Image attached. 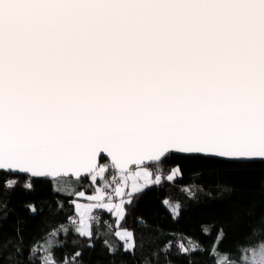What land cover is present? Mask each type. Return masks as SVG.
Instances as JSON below:
<instances>
[{
    "label": "snow or ice",
    "instance_id": "6c2138e0",
    "mask_svg": "<svg viewBox=\"0 0 264 264\" xmlns=\"http://www.w3.org/2000/svg\"><path fill=\"white\" fill-rule=\"evenodd\" d=\"M177 156L264 161V0H0V171L86 200L70 219L91 241L97 209L123 220ZM116 235L134 256L133 234ZM47 244L39 264H83ZM21 245L6 257L0 245V264H36ZM236 251L218 264H264V216Z\"/></svg>",
    "mask_w": 264,
    "mask_h": 264
},
{
    "label": "trees",
    "instance_id": "16d2710c",
    "mask_svg": "<svg viewBox=\"0 0 264 264\" xmlns=\"http://www.w3.org/2000/svg\"><path fill=\"white\" fill-rule=\"evenodd\" d=\"M177 166L179 173L169 180V169L175 170ZM152 171L155 176L162 172L159 183L133 195L132 203L125 205L126 214L120 223L113 213L96 210L94 215L99 213L101 219L93 224L91 241L79 237L71 223V219L77 218L72 201L86 200L54 191V186L45 181L0 172V205H6L0 207L3 255L6 257L22 239V248L39 249L36 264L45 254L43 249L48 247V241L53 242L51 251L57 261H62L65 253L80 249L83 264H108L112 259L110 247L126 264H144L146 259L150 264L237 261V242L264 216V163H226L177 156L163 169ZM112 175H108L109 181ZM6 181L14 182V186L6 188ZM29 183L30 188L26 187ZM96 186L86 183L79 190L93 194ZM28 205L36 211H30ZM125 230L135 238L134 256L124 253L123 242L116 235ZM221 230L223 239L218 235ZM73 240L78 243L73 244ZM56 242L63 247H56ZM87 243L93 247H86Z\"/></svg>",
    "mask_w": 264,
    "mask_h": 264
},
{
    "label": "rangeland",
    "instance_id": "374dc122",
    "mask_svg": "<svg viewBox=\"0 0 264 264\" xmlns=\"http://www.w3.org/2000/svg\"><path fill=\"white\" fill-rule=\"evenodd\" d=\"M152 171V170H151ZM153 172V171H152ZM160 172V171H159ZM159 172L156 174L157 176H159ZM162 173V172H161ZM153 176H155L154 175V173H153ZM161 176H159V178H160ZM154 183H152L150 186H152ZM150 186H148V187H146V188H144V190L143 191H145V190H147L148 188H150ZM101 187H102V185H101ZM106 191L108 192V189H106ZM128 191H130V188L128 189ZM109 194V193H108ZM137 194V193H136ZM125 198H127V197H125ZM119 201H120V197H116V198H113V202L114 203H119ZM78 203H81V204H83V203H86V201H83V202H78ZM126 205V204H125ZM125 207V206H124ZM101 210V209H100ZM125 210H126V208H125ZM101 211H104V212H107L106 210H101ZM113 215H114V213H113ZM114 217H115V215H114ZM116 218V217H115ZM116 220H117V222L118 223H120L122 220H118L117 218H116Z\"/></svg>",
    "mask_w": 264,
    "mask_h": 264
},
{
    "label": "water",
    "instance_id": "95a60500",
    "mask_svg": "<svg viewBox=\"0 0 264 264\" xmlns=\"http://www.w3.org/2000/svg\"><path fill=\"white\" fill-rule=\"evenodd\" d=\"M213 160H219V159H213ZM219 161H221V160H219ZM250 163H264V161L254 160V161H250V162H244L242 164H250ZM0 172H2V171H0ZM7 174H10V175H13V176H16V177H21V176L29 177L27 174H23V173H15V172H13V173H7ZM32 179H36V178H32ZM40 181H43V180H40Z\"/></svg>",
    "mask_w": 264,
    "mask_h": 264
},
{
    "label": "built area",
    "instance_id": "2783aa9c",
    "mask_svg": "<svg viewBox=\"0 0 264 264\" xmlns=\"http://www.w3.org/2000/svg\"><path fill=\"white\" fill-rule=\"evenodd\" d=\"M159 176H162V173L161 172H159ZM113 187H115V186L113 185L112 187H110L108 189V193H109L110 196H114L115 195V193L113 191ZM95 215L97 216V220L101 219V215L99 213H97Z\"/></svg>",
    "mask_w": 264,
    "mask_h": 264
}]
</instances>
